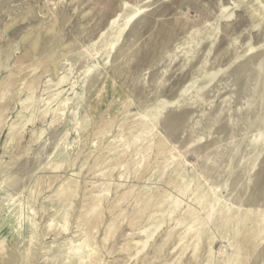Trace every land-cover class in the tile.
<instances>
[{
    "label": "rangeland",
    "instance_id": "1",
    "mask_svg": "<svg viewBox=\"0 0 264 264\" xmlns=\"http://www.w3.org/2000/svg\"><path fill=\"white\" fill-rule=\"evenodd\" d=\"M0 264H264V0H0Z\"/></svg>",
    "mask_w": 264,
    "mask_h": 264
}]
</instances>
